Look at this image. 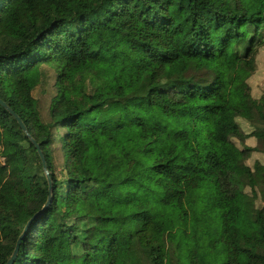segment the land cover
I'll list each match as a JSON object with an SVG mask.
<instances>
[{
	"label": "trees",
	"instance_id": "16d2710c",
	"mask_svg": "<svg viewBox=\"0 0 264 264\" xmlns=\"http://www.w3.org/2000/svg\"><path fill=\"white\" fill-rule=\"evenodd\" d=\"M262 81L264 0H0V264H264Z\"/></svg>",
	"mask_w": 264,
	"mask_h": 264
},
{
	"label": "rangeland",
	"instance_id": "374dc122",
	"mask_svg": "<svg viewBox=\"0 0 264 264\" xmlns=\"http://www.w3.org/2000/svg\"><path fill=\"white\" fill-rule=\"evenodd\" d=\"M249 0H245V3L247 4ZM253 1V0H250ZM251 6L255 5L253 2L250 3ZM261 86L264 87V81L261 82ZM254 144L257 146L259 150L264 152V129H260V133L256 135ZM49 151L51 156L53 157V162L55 163L60 159L61 152H60V147L57 145H50ZM0 161L5 162L6 157L3 154V146L0 145ZM255 180H257L258 186H259V191L261 194L264 193V167L257 166L255 167Z\"/></svg>",
	"mask_w": 264,
	"mask_h": 264
},
{
	"label": "water",
	"instance_id": "95a60500",
	"mask_svg": "<svg viewBox=\"0 0 264 264\" xmlns=\"http://www.w3.org/2000/svg\"><path fill=\"white\" fill-rule=\"evenodd\" d=\"M0 105H2L18 122V124L20 125V127L22 128V130L25 132V134L28 136V138L30 139V141L34 144L35 148L37 149V153L38 156L40 157L41 160V164H42V169L45 173L46 176H48L47 170H46V166H45V161H44V157L42 152L39 150V146L38 144H36V142L32 139V137L27 133L26 128L24 126V124L21 122L20 118L17 116V114L11 110L1 99H0ZM50 199L48 198L45 205L36 213H34L30 219L26 222V224L24 225V228L22 230V233L18 236V239L15 243L14 249L10 255V257L8 258L7 262L5 264H11L13 259L15 258L17 251H18V246L20 243V240L22 239V237L24 236L29 224L31 223L32 220H34L36 217H38L45 209V207L49 204Z\"/></svg>",
	"mask_w": 264,
	"mask_h": 264
}]
</instances>
